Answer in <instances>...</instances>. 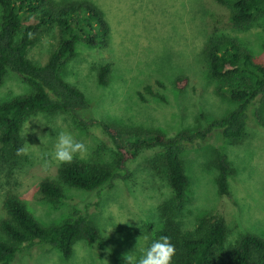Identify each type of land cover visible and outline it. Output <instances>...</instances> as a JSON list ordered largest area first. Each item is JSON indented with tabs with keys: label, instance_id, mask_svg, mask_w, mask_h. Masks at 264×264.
<instances>
[{
	"label": "rangeland",
	"instance_id": "obj_1",
	"mask_svg": "<svg viewBox=\"0 0 264 264\" xmlns=\"http://www.w3.org/2000/svg\"><path fill=\"white\" fill-rule=\"evenodd\" d=\"M62 1L93 4L109 28L107 47L77 44L62 70V78L77 87L89 103L82 113L86 120L172 137L183 130L207 128L212 120L235 110L238 103L226 93H216V83L207 74L203 48L211 33L236 38L254 62L264 66V16L241 30L231 23V9L215 0ZM55 42L53 32L41 31L28 59L44 64ZM105 64L111 65V73L106 84L99 85L97 70ZM179 76L187 77L188 84L174 90ZM156 82L165 90L154 87L158 96L144 93L140 100L138 92ZM28 90L17 74L9 72L0 84V104ZM246 114L240 138L223 139L215 128L202 144L181 155L188 179L182 230H192L195 220L204 214L219 215L226 224L228 246L246 234L264 238V105L255 101ZM61 131H70L88 148L85 155L77 154L73 160L114 164L116 147L97 124L84 126L67 113L31 115L21 128L24 148L18 165L9 172L0 164V219L4 197L13 193L41 225H57L78 211L95 225L101 239L94 244L76 241L68 259L44 244L18 245L22 250L11 264H123L125 254L146 247L143 235L151 236L148 226L153 230L162 226L158 207L169 199L171 191L157 161L161 150L156 146L141 148L126 164V179L117 178L110 187L92 192L64 188V198L50 203L40 195L39 185L45 180L58 181L62 163L52 153ZM218 150L234 170L228 180V196L217 190L214 161ZM118 173L125 176L124 171Z\"/></svg>",
	"mask_w": 264,
	"mask_h": 264
},
{
	"label": "trees",
	"instance_id": "obj_2",
	"mask_svg": "<svg viewBox=\"0 0 264 264\" xmlns=\"http://www.w3.org/2000/svg\"><path fill=\"white\" fill-rule=\"evenodd\" d=\"M215 1L231 9V23L241 30L264 16V0ZM104 21L101 11L87 1L0 0V84L11 72L29 88L27 93L0 104V164L8 167L9 172L18 165L23 152L20 150L24 148L20 135L22 125L27 117L39 112L67 113L84 126L97 124L117 150L113 165L78 160L63 163L58 170V181L45 180L39 185L40 195L50 203L64 198V188L92 192L110 187L117 178L126 179L129 175L126 164L141 148L156 146L161 150L157 161L171 196L158 207L161 228L153 230L148 226L151 236L146 246L160 237H168L175 247L173 264H264V238L246 234L228 246L227 228L221 216L204 214L188 231L182 230L181 220L188 188L182 153L202 144L215 128L220 130L223 139L235 140L243 135L249 106L255 101L264 105V66L254 62L251 53L236 38L211 33L203 48L207 74L216 83V93H226L231 101L238 103L235 110L212 120L207 128L183 130L172 137L152 130L121 129L95 119L86 120L82 113L89 109V103L77 87L62 78V70L74 55L77 44L107 47L109 28ZM43 30L53 32L56 42L47 61L37 65L28 59V51ZM110 73V64L100 66L98 84L105 85ZM188 81L185 76L177 77L173 89L185 88ZM154 87L164 89L158 82L146 85L138 92L139 99L144 100V93L158 96ZM227 161L218 150L214 164L221 196L229 195L228 180L234 174ZM118 171H124L125 176ZM2 209L0 264H11L22 250L18 245L30 248L44 244L56 248L68 259L76 241L94 244L101 239L95 225L78 211L57 225L43 226L13 193L5 195Z\"/></svg>",
	"mask_w": 264,
	"mask_h": 264
},
{
	"label": "clouds",
	"instance_id": "obj_3",
	"mask_svg": "<svg viewBox=\"0 0 264 264\" xmlns=\"http://www.w3.org/2000/svg\"><path fill=\"white\" fill-rule=\"evenodd\" d=\"M87 152L86 145L78 141L70 131H61L56 136L52 156L56 161L63 164L71 163L77 154L83 156ZM148 240L149 237L143 235V241L147 242ZM136 251L140 252L139 257H137ZM174 256V245L170 243L168 237L163 236L153 240L144 248H135L132 252L125 254L122 259L123 264H173Z\"/></svg>",
	"mask_w": 264,
	"mask_h": 264
}]
</instances>
